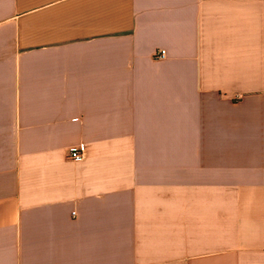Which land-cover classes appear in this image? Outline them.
Returning <instances> with one entry per match:
<instances>
[{"label":"crops","instance_id":"1","mask_svg":"<svg viewBox=\"0 0 264 264\" xmlns=\"http://www.w3.org/2000/svg\"><path fill=\"white\" fill-rule=\"evenodd\" d=\"M0 264H264V0H0Z\"/></svg>","mask_w":264,"mask_h":264},{"label":"built area","instance_id":"2","mask_svg":"<svg viewBox=\"0 0 264 264\" xmlns=\"http://www.w3.org/2000/svg\"><path fill=\"white\" fill-rule=\"evenodd\" d=\"M164 57H165V51H160L155 54V58L158 60H162ZM84 151H85V148L82 145L71 148L68 151L67 160L71 162L81 161L84 157Z\"/></svg>","mask_w":264,"mask_h":264}]
</instances>
